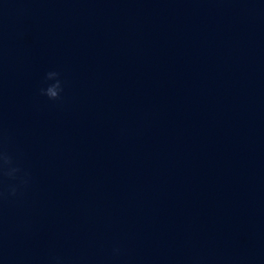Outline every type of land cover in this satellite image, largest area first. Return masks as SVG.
Returning a JSON list of instances; mask_svg holds the SVG:
<instances>
[{
	"label": "clouds",
	"instance_id": "obj_1",
	"mask_svg": "<svg viewBox=\"0 0 264 264\" xmlns=\"http://www.w3.org/2000/svg\"><path fill=\"white\" fill-rule=\"evenodd\" d=\"M65 83L60 71L49 70L44 75L39 94L49 101L62 102ZM10 142V136L0 121V241L4 235L5 205L22 201L34 182L31 171L22 164L18 152L9 149ZM126 256L127 252L123 245L114 243L107 257L91 264H127ZM43 264H90V262L84 257H67L51 251Z\"/></svg>",
	"mask_w": 264,
	"mask_h": 264
}]
</instances>
